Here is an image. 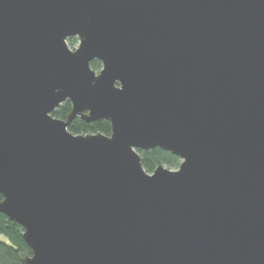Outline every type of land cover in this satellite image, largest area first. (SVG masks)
Listing matches in <instances>:
<instances>
[{
    "label": "water",
    "instance_id": "95a60500",
    "mask_svg": "<svg viewBox=\"0 0 264 264\" xmlns=\"http://www.w3.org/2000/svg\"><path fill=\"white\" fill-rule=\"evenodd\" d=\"M0 195L23 264H264V0H0Z\"/></svg>",
    "mask_w": 264,
    "mask_h": 264
},
{
    "label": "trees",
    "instance_id": "16d2710c",
    "mask_svg": "<svg viewBox=\"0 0 264 264\" xmlns=\"http://www.w3.org/2000/svg\"><path fill=\"white\" fill-rule=\"evenodd\" d=\"M77 39H70V46L75 45ZM92 68L95 71L102 69V63L98 60L92 62ZM72 105L66 102L61 105L55 112L54 117L66 120L71 112ZM69 131L74 135H88L102 133L110 136L112 132L111 123L108 121H99L94 123H86L84 120L75 119ZM145 170L153 173L159 166L164 165L168 169H178L181 164L179 157L163 151L155 149L151 151H139ZM0 199H2L0 195ZM24 229L18 224L11 221L7 216L0 213V264H23L20 255H32L31 249L25 243L23 238Z\"/></svg>",
    "mask_w": 264,
    "mask_h": 264
},
{
    "label": "rangeland",
    "instance_id": "374dc122",
    "mask_svg": "<svg viewBox=\"0 0 264 264\" xmlns=\"http://www.w3.org/2000/svg\"><path fill=\"white\" fill-rule=\"evenodd\" d=\"M73 39H77V38H73ZM69 40H70V39H69ZM69 40H68V43H69ZM69 46H70V44H69ZM78 46H79V40L77 39L76 44L73 45V46H70V48H71L72 50H75L76 48H78ZM100 71H101V69L98 70V71H96V72L99 73ZM173 170H176V169H173ZM0 238H1V239H4L2 236H0Z\"/></svg>",
    "mask_w": 264,
    "mask_h": 264
}]
</instances>
